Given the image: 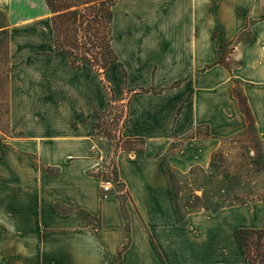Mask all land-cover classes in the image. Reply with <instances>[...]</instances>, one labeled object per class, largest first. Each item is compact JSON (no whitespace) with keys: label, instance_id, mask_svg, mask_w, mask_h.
<instances>
[{"label":"crops","instance_id":"0c3cea01","mask_svg":"<svg viewBox=\"0 0 264 264\" xmlns=\"http://www.w3.org/2000/svg\"><path fill=\"white\" fill-rule=\"evenodd\" d=\"M0 9L12 60L0 264H250L237 230L264 227L260 209L180 212L170 171L208 168L246 128L235 81L264 139V0H117L118 61L99 78L57 54L45 0H0ZM119 9L122 43L113 34ZM101 79L131 91L120 137L144 144L114 157L123 191L97 175V111L108 106Z\"/></svg>","mask_w":264,"mask_h":264},{"label":"rangeland","instance_id":"374dc122","mask_svg":"<svg viewBox=\"0 0 264 264\" xmlns=\"http://www.w3.org/2000/svg\"><path fill=\"white\" fill-rule=\"evenodd\" d=\"M112 2L113 0L106 9ZM120 10L117 12L113 34L115 39L121 40L120 43H122L123 23ZM93 11L91 14L87 12L89 16L76 34L70 33L68 36L70 45L66 42L65 46L68 52H72V59L85 61L88 63L87 65L90 64L97 71L99 78L108 60L113 56L109 46L105 45L101 39L103 28L100 26V22L101 16L105 13L100 8ZM104 22L105 33L109 39V20L106 18ZM52 34L54 43V31ZM63 38L62 35V41ZM9 41L8 16L5 11L0 9V130L5 134L9 132V78L12 72V60L8 52ZM229 49L230 47H227V50ZM222 61L226 63L225 58ZM114 75L117 76L116 70L110 72L109 79L113 81ZM100 83L107 94L108 106L104 111H97L96 137L98 147L102 151L96 154L98 159L102 160V167L97 171V175H103L105 180L112 181L116 191H123L117 176L114 157L121 147L133 148L139 154L142 152V143L128 142L120 137L122 121L126 112V100L132 93L127 89L123 90L121 82L116 89L104 79H101ZM234 83V92L240 103V109L247 119L246 128L233 138L224 140L222 149L214 154L208 168H197L186 175L170 171L173 183L172 191L180 212L200 209L215 212L234 205L256 206L261 211L258 218L259 223L263 225L264 139L255 127L252 112L242 93L241 83L239 81ZM122 100L123 102H121ZM200 133L205 135L208 130L202 129ZM181 144V141L175 142L174 147ZM163 162L165 163L164 160ZM123 197L127 198L125 194ZM256 229H264V227Z\"/></svg>","mask_w":264,"mask_h":264},{"label":"trees","instance_id":"16d2710c","mask_svg":"<svg viewBox=\"0 0 264 264\" xmlns=\"http://www.w3.org/2000/svg\"><path fill=\"white\" fill-rule=\"evenodd\" d=\"M47 6L51 13V24L52 29L55 35V50L57 54L65 56L70 65L77 69L81 66H88L92 68V66L85 61H75L72 59V52H68L65 46L66 42H68V36L72 32L76 34L80 28L85 23L86 18L89 16L87 12H94L96 8H100L104 11V15L101 16L100 26H102V42L109 46V49L112 54V58H110L107 62V65L103 68V72L108 68V66L112 63L118 61L116 54L112 49V33H111V25L113 20V12L112 7L114 6L117 0H113L112 4L108 9L106 7L112 0H45ZM109 20V39L106 36V27H105V19ZM63 35V41L61 37ZM65 35V36H64ZM70 45V44H69ZM223 57L220 56L218 59V63H224ZM94 70V68H92ZM250 115V112H248ZM128 142H140L142 143L141 151L143 150V142L142 141H132V140H125ZM120 149L123 150H135L133 148H124L121 147ZM118 176V174H117ZM237 237L240 241V244L244 250V253L249 261L250 264H264V229H246L240 228L237 230Z\"/></svg>","mask_w":264,"mask_h":264},{"label":"built area","instance_id":"2783aa9c","mask_svg":"<svg viewBox=\"0 0 264 264\" xmlns=\"http://www.w3.org/2000/svg\"><path fill=\"white\" fill-rule=\"evenodd\" d=\"M108 181H109V180H108ZM108 181H106V182L104 183L103 187H102L104 193H105V192H108L110 189H112V184H111V182H108Z\"/></svg>","mask_w":264,"mask_h":264}]
</instances>
